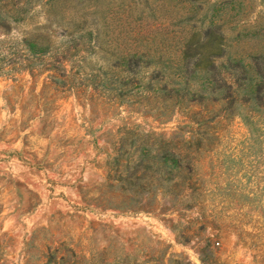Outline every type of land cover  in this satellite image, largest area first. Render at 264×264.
Segmentation results:
<instances>
[{
  "label": "rangeland",
  "instance_id": "rangeland-1",
  "mask_svg": "<svg viewBox=\"0 0 264 264\" xmlns=\"http://www.w3.org/2000/svg\"><path fill=\"white\" fill-rule=\"evenodd\" d=\"M242 1L215 21L227 14L226 33L234 38L245 27L239 19L246 8V28L256 24L253 31L264 33V0ZM216 2L149 0L156 17L141 23L193 17L198 6L180 27H204ZM62 3L85 6L90 23L111 32L127 20L135 25L127 13L146 0ZM51 6L0 0V264H49L52 254V264H264V109L241 107L225 119L213 106L221 112L201 132L215 137L190 154L193 171L183 183L170 174L172 155L154 143L183 127L195 136L191 112L176 110L162 121L153 99L120 104L105 90L57 87L28 41L41 29L56 47L65 41L47 21ZM88 56L95 65L99 55ZM79 59L63 65L76 73Z\"/></svg>",
  "mask_w": 264,
  "mask_h": 264
},
{
  "label": "trees",
  "instance_id": "trees-1",
  "mask_svg": "<svg viewBox=\"0 0 264 264\" xmlns=\"http://www.w3.org/2000/svg\"><path fill=\"white\" fill-rule=\"evenodd\" d=\"M49 1L52 6L47 11V21L60 31L65 41L56 47L51 33L42 29L28 41L40 55L41 71L53 72L49 78L57 87L66 91L90 87L95 91L105 90L110 100L116 99L120 104H140L142 100L151 104L153 99L151 110L162 121L169 120L176 110L191 112L190 121L197 127L196 137L183 127L168 141L155 136L154 143L159 151L172 155L170 174L183 183L193 171V164L186 161L190 154L206 149L215 137L201 132L202 127H209L206 119H215L221 112L215 114L213 106L221 107L225 119L239 115L241 107L251 112L264 109V33L253 31L258 28L256 24L246 28L249 18L246 8L240 9L244 18L239 19L245 27L234 38L226 33L225 26L230 23L227 14L222 21H215L221 11L224 14L226 9L233 10L235 4L244 6L242 0H217L211 20L204 27L195 23L180 27L184 19L197 16L201 10L198 6L193 17L169 15L159 25L150 21L141 23L143 19L156 17L157 10L146 0L143 9L127 13V19L132 18L135 25L127 20L119 31L111 32L92 25L91 11L85 6L64 9V3L62 6L59 3L67 0ZM168 20L171 21L166 24ZM174 21L176 24H172ZM242 23L237 24L242 26ZM171 26L178 29L170 30ZM246 30L248 34L243 33ZM88 55H99L95 65L88 61ZM76 56L80 58L79 64L76 73H72L63 63L72 62ZM193 106L199 111H192ZM205 112L211 115L207 117ZM135 131L129 133L137 136ZM186 133L191 134L189 139ZM115 164L118 165V157ZM185 171L187 175H183ZM55 257L56 254L51 255L49 264L56 262Z\"/></svg>",
  "mask_w": 264,
  "mask_h": 264
}]
</instances>
